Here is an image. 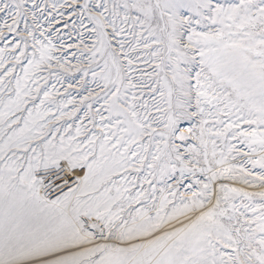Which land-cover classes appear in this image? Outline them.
<instances>
[{"label": "snow or ice", "instance_id": "obj_1", "mask_svg": "<svg viewBox=\"0 0 264 264\" xmlns=\"http://www.w3.org/2000/svg\"><path fill=\"white\" fill-rule=\"evenodd\" d=\"M0 264H264V0H0Z\"/></svg>", "mask_w": 264, "mask_h": 264}]
</instances>
